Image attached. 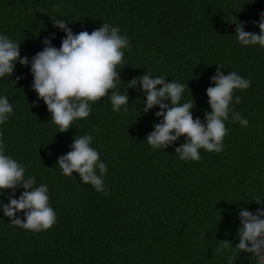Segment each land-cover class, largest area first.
<instances>
[{"label": "trees", "instance_id": "obj_1", "mask_svg": "<svg viewBox=\"0 0 264 264\" xmlns=\"http://www.w3.org/2000/svg\"><path fill=\"white\" fill-rule=\"evenodd\" d=\"M261 12L264 0H0V35L19 42L21 57L29 61L43 50L45 38L61 46L66 34L53 19L66 20L77 34L109 23L131 45L117 66L121 81L108 93L128 95L127 113L123 107L113 111L105 96L90 102V115L67 132H58L38 99L30 66L17 61L13 75L0 78V96L13 106L0 124L5 154L31 165L25 178L35 176L34 187H48L56 213L50 229L33 232L13 225L0 207V264H228L230 257L233 264H257L252 254L216 249L221 241L233 248L239 243L241 209L264 208V48L241 45L235 24L259 34ZM218 65L225 75L234 71L251 81L248 89L234 90L230 104L248 126L230 113L222 151L201 148L198 162L175 153L183 136L153 150L146 137L162 119L155 115L160 109L144 113L146 96L139 86L127 89V82L149 72L185 85L180 103L192 101L194 119L206 123V90L214 86L210 78ZM86 134L107 166V194L83 183L78 173L65 176L57 164L74 138ZM23 190L17 188L15 198ZM11 195L0 192V201L8 203Z\"/></svg>", "mask_w": 264, "mask_h": 264}, {"label": "clouds", "instance_id": "obj_2", "mask_svg": "<svg viewBox=\"0 0 264 264\" xmlns=\"http://www.w3.org/2000/svg\"><path fill=\"white\" fill-rule=\"evenodd\" d=\"M55 10L59 11L60 5H56ZM235 24L241 45L258 44L264 48V12L260 13L257 24L259 34L245 31L243 22ZM53 26L66 34L61 46L54 47L51 40L45 38L43 50L36 53L31 61L28 57H21L19 42L0 35V78L12 76L17 61L25 67L30 66L34 78L32 88L46 105L61 133L72 128L74 121L87 118L91 113L90 102L96 103L105 96H109L113 111L119 113L123 107L126 114L128 95L116 91H111V95L108 93L121 81L117 66L124 63L123 49L131 51L127 35H121V29L109 23H102L91 33L82 30L78 34L68 27L66 20L53 19ZM220 68L222 66L218 65L216 73L210 78L214 86L206 90L211 108L210 112L205 113L206 123L199 117L194 119L192 101L180 103L185 85L168 81L164 76L153 78L149 72L127 82V89L139 86L146 96L144 113L155 106L160 109L155 115L162 119L154 124V130L146 137L147 144L153 150L173 146L183 136L185 141L175 147V153L183 161L198 162L201 148L208 152L222 151L223 139L228 132L224 121L229 119L230 113L234 122L248 126L249 121L239 113L232 112L230 104L234 90L248 89L251 81L234 71L225 75ZM20 79L19 76L16 78L17 81ZM235 103H241L239 96H236ZM12 114L13 106L7 96H0V124H4ZM93 139L91 134L74 138L71 151L60 156L57 164L65 176L78 173L83 183L91 184L95 191L107 194L103 180L107 166L100 161L98 151L90 146ZM5 152L6 145L0 133V192L12 190L8 203L0 201L4 216L10 218L13 225L25 230L40 232L50 229L56 223V213L49 205L48 187L43 184L34 187L36 177L25 178V171L31 165H21ZM97 168L100 175H97ZM17 188L24 189L19 198H15ZM18 212L24 213L23 219L17 218ZM239 220V243L233 248L231 242L221 241L216 251L229 248L238 253L252 254L257 264H264V208H258L254 213L241 209ZM228 264H233V258L228 259Z\"/></svg>", "mask_w": 264, "mask_h": 264}]
</instances>
